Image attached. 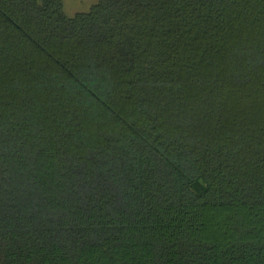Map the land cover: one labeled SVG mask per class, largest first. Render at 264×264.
<instances>
[{
	"label": "trees",
	"instance_id": "1",
	"mask_svg": "<svg viewBox=\"0 0 264 264\" xmlns=\"http://www.w3.org/2000/svg\"><path fill=\"white\" fill-rule=\"evenodd\" d=\"M0 264H264V0H0Z\"/></svg>",
	"mask_w": 264,
	"mask_h": 264
},
{
	"label": "rangeland",
	"instance_id": "2",
	"mask_svg": "<svg viewBox=\"0 0 264 264\" xmlns=\"http://www.w3.org/2000/svg\"><path fill=\"white\" fill-rule=\"evenodd\" d=\"M97 0H61L63 11L67 17L76 13L86 12Z\"/></svg>",
	"mask_w": 264,
	"mask_h": 264
}]
</instances>
